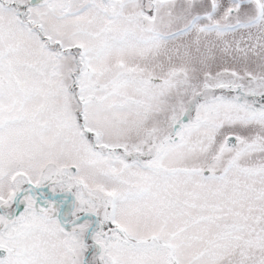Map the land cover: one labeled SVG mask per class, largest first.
<instances>
[{
  "label": "snow or ice",
  "instance_id": "snow-or-ice-1",
  "mask_svg": "<svg viewBox=\"0 0 264 264\" xmlns=\"http://www.w3.org/2000/svg\"><path fill=\"white\" fill-rule=\"evenodd\" d=\"M0 264H264V0H0Z\"/></svg>",
  "mask_w": 264,
  "mask_h": 264
}]
</instances>
